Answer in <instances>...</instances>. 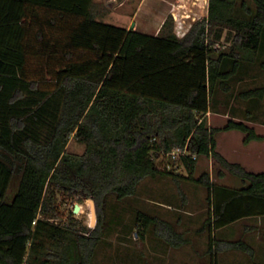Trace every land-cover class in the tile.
<instances>
[{
	"label": "trees",
	"instance_id": "trees-1",
	"mask_svg": "<svg viewBox=\"0 0 264 264\" xmlns=\"http://www.w3.org/2000/svg\"><path fill=\"white\" fill-rule=\"evenodd\" d=\"M252 2L241 1V16L234 14L237 0H210L208 15L179 37L171 22L152 34L98 19L106 11L94 0H0V264H94L115 225L182 246L188 239L158 214L138 209L130 222L108 218L114 197L134 196L144 179L165 174L194 179L209 191L210 212L199 231L209 230L214 259L238 249L264 264L244 238L223 240L213 231L264 216V171L230 161L216 134L239 130L244 143L264 134L249 118L231 117L222 127L207 118L217 88L231 89L229 79L244 60L264 58V0ZM226 38L231 51L217 55ZM230 58L232 67L224 69ZM240 96L263 99L264 84ZM72 137L86 144L83 152L69 149ZM185 148L176 159L168 156ZM161 156L167 168L156 163ZM204 156L243 186L216 183L208 171L195 177ZM15 175L20 181L9 201ZM59 193L89 197L97 224L78 231L53 222L64 216Z\"/></svg>",
	"mask_w": 264,
	"mask_h": 264
},
{
	"label": "rangeland",
	"instance_id": "rangeland-1",
	"mask_svg": "<svg viewBox=\"0 0 264 264\" xmlns=\"http://www.w3.org/2000/svg\"><path fill=\"white\" fill-rule=\"evenodd\" d=\"M171 1L167 4L162 0H147L143 4L142 0H94L97 4V10L106 11V14L99 15L98 19L123 27L131 28L133 26L132 28L152 34L162 32V26L158 27V24L165 12H168L169 15L173 9L177 8L176 15L181 18L182 10L178 3L181 0ZM184 1L187 2L185 8L187 11L189 10L190 14L196 16V20L208 15L210 0H200L201 5L193 3L195 7L191 6L194 0ZM241 1L237 0V8L234 10V14L245 16L240 8ZM247 1L249 4H253L252 0ZM205 7L206 10H204ZM185 14L188 13L185 12ZM191 21L192 23H190ZM191 21L188 20L182 26H175L174 18L167 16L164 23H173V31L179 37H183L191 29L194 20L191 18ZM221 42L218 48H221L222 51L217 52V55L220 52L228 53L231 51L229 39H223ZM231 67L230 58L223 64V68L229 69ZM229 83L231 86L229 91L225 92L220 87L214 93L211 110L207 114L209 124L222 127L231 117L236 120L249 118L251 120H247V122L254 126L260 134H264V98L246 100L240 96L241 91L264 84V58H253L252 61L244 60L239 71L229 79ZM244 136L245 134L239 130L219 131L216 134L217 148L230 161L240 162L248 170L264 171V140L244 143ZM68 146L70 150L76 153H81L86 148L85 143L77 141L74 137L71 138ZM167 162V156L156 159V163L162 168H167ZM168 165L170 166V164ZM221 169L225 171L224 176L219 175ZM176 171L188 175L183 166H179ZM205 171L210 172L212 180L216 183L235 187L243 186L242 180L232 175L214 157L204 156L198 159L194 176L199 177ZM19 181L20 175H15L9 186L7 200H13ZM183 194L186 196L185 201ZM208 196L207 188L195 182L194 179L180 177L179 181H176L171 174L144 179L136 195L120 201H117L115 197L113 198L112 205L108 209L109 220L111 221L114 216L119 215L124 223L130 222L137 210L143 209L173 222L176 230L182 232L188 241L180 247H175L155 235L146 239L139 238L136 235V227L124 230L123 225H115L113 229H108L96 252L94 264H236L234 260H242L243 252L240 253V250H237L238 252L227 250L224 254H217L216 259L207 251L210 232L208 230L199 231V228L209 216ZM76 205H78L77 211H75ZM56 206L64 216L62 219H52L53 222H59L78 231L83 227L91 228L97 224L98 216L92 201L82 193L75 196L59 193ZM260 217L262 219L258 226L260 231L246 236L249 239H254L253 243H257L259 248L264 245V238L262 239L264 216ZM74 220H77V223ZM234 226L235 231H233L232 237L236 239L241 232V225ZM260 256V260H264V254L261 253Z\"/></svg>",
	"mask_w": 264,
	"mask_h": 264
},
{
	"label": "crops",
	"instance_id": "crops-1",
	"mask_svg": "<svg viewBox=\"0 0 264 264\" xmlns=\"http://www.w3.org/2000/svg\"><path fill=\"white\" fill-rule=\"evenodd\" d=\"M147 0H142V2H143V4L146 2ZM162 1H165L167 4H169V3H171L172 1L171 0H162ZM182 1L183 2H186V1H184V0H181V2H178L179 3V5H181L182 4ZM191 1V0H190ZM199 1L200 0H194V2H192V4H191V6L192 7H195L194 6V4H197V5H201L200 3H199ZM187 3V2H186ZM186 3H184V7H181V18L178 16L177 17V15H176V9L177 8H175V9H173L170 13H169V15H168V12H165L163 15H162V17H161V21H160V23L158 24V27H163V25H164V20L167 18V16H172L173 18H174V20H175V26H177V24L178 23H180L181 25L182 24H184V23H187V21L188 20H190L191 21V18L194 20V22H195V15L194 14H190L189 13V10L187 11V9L185 8V7H187V4ZM194 3V4H193ZM183 8H185V9H183ZM168 10V9H167ZM178 10V9H177ZM184 10V11H183ZM195 10V9H194ZM204 10H206V7H205V9ZM185 12H187L188 14H185ZM205 16V15H204ZM203 16V17H204ZM194 17V18H193ZM190 23H192V21L190 22ZM133 24H135V22L133 23ZM189 28V27H188ZM262 219H261V217L260 216H258V217H246V218H243V219H240V220H238V221H236V222H234V223H231V224H229V225H226V226H224V227H221V228H218V229H216V230H213L214 231V235H216V236H218L219 238H221V239H223V240H234V238L232 237V235H233V231H235V226L234 225H238V224H240L241 225V232L238 234V236H237V238L236 239H238V238H244L247 242H249L254 248H255V256H256V259L257 260H260V258H261V253H263L264 254V245L262 246L263 247V249H261V248H259L258 247V245H257V243H253V240L254 239H252V238H247L246 236H248V235H250V234H252V233H254V232H256V231H260V228L258 227L259 226V224H261L259 221H261ZM203 224H204V222H203ZM200 229V228H199ZM238 229V228H237ZM206 230H208V229H206ZM209 231V230H208ZM239 231V230H238ZM238 231H237V233H238ZM235 236V235H234ZM262 239L264 238V232H263V234H262ZM260 249V250H259ZM237 251L238 249H231V252H233V251ZM242 250H240L239 252L240 253H242V255H241V257H242V260H234V262L236 263V264H254V262L252 261V259L250 258V256H249V254H247L246 252H244V251H242ZM226 252V250L225 251H222L221 252V254H224ZM238 252V251H237ZM234 256H235V254H234ZM237 257V256H236ZM244 260V261H243ZM243 261V262H242Z\"/></svg>",
	"mask_w": 264,
	"mask_h": 264
},
{
	"label": "built area",
	"instance_id": "built-area-1",
	"mask_svg": "<svg viewBox=\"0 0 264 264\" xmlns=\"http://www.w3.org/2000/svg\"><path fill=\"white\" fill-rule=\"evenodd\" d=\"M177 26H182L180 23ZM188 152V149L185 148L184 150H173L172 152L168 153V156H171L172 159L178 158L181 154Z\"/></svg>",
	"mask_w": 264,
	"mask_h": 264
},
{
	"label": "water",
	"instance_id": "water-1",
	"mask_svg": "<svg viewBox=\"0 0 264 264\" xmlns=\"http://www.w3.org/2000/svg\"><path fill=\"white\" fill-rule=\"evenodd\" d=\"M133 25H134V24H133ZM132 27H133V26H132ZM132 27H131V28H132ZM77 209H78V205H76V207H75V211H77Z\"/></svg>",
	"mask_w": 264,
	"mask_h": 264
},
{
	"label": "bare ground",
	"instance_id": "bare-ground-1",
	"mask_svg": "<svg viewBox=\"0 0 264 264\" xmlns=\"http://www.w3.org/2000/svg\"><path fill=\"white\" fill-rule=\"evenodd\" d=\"M180 2H181V1H180ZM184 3H186V2H182L181 7H184Z\"/></svg>",
	"mask_w": 264,
	"mask_h": 264
}]
</instances>
